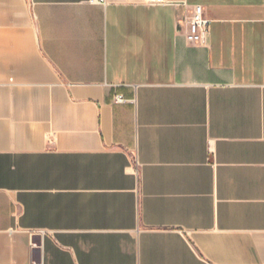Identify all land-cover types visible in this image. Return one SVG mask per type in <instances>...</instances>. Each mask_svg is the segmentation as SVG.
Wrapping results in <instances>:
<instances>
[{"label":"crops","instance_id":"obj_1","mask_svg":"<svg viewBox=\"0 0 264 264\" xmlns=\"http://www.w3.org/2000/svg\"><path fill=\"white\" fill-rule=\"evenodd\" d=\"M0 264H264V0H0Z\"/></svg>","mask_w":264,"mask_h":264},{"label":"built area","instance_id":"obj_2","mask_svg":"<svg viewBox=\"0 0 264 264\" xmlns=\"http://www.w3.org/2000/svg\"><path fill=\"white\" fill-rule=\"evenodd\" d=\"M103 2L104 0H91ZM160 0H148L150 3H158ZM210 20L205 16L201 5L195 4L190 10L187 19L186 38L189 43L194 45H206L208 42ZM125 99L122 95H116L115 101L121 102Z\"/></svg>","mask_w":264,"mask_h":264}]
</instances>
